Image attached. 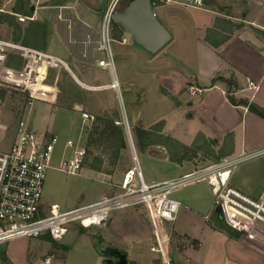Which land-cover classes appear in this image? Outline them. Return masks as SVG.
Here are the masks:
<instances>
[{"label":"crops","instance_id":"obj_1","mask_svg":"<svg viewBox=\"0 0 264 264\" xmlns=\"http://www.w3.org/2000/svg\"><path fill=\"white\" fill-rule=\"evenodd\" d=\"M257 1L262 4L264 0ZM104 2L105 0H99L95 9L101 8ZM59 6L64 7V4ZM72 6L76 8L74 13L79 23L77 31H82L84 34L80 35L81 39L78 43L72 45L73 50L69 53L80 51L82 55L88 56L87 60L90 63L98 61L102 58L100 56L97 59L100 55L97 51L99 42L96 46L89 47V45L92 42L93 33H98L100 38L101 15L97 20L94 13L96 10H92V7L90 8L89 4L84 2L78 3L76 0ZM179 8L189 9L194 14L189 20L190 23L182 18ZM33 11L30 16L22 15L27 19L24 22L27 25L23 29L18 26L23 22L17 19V23L13 21L14 25L13 23L11 25L17 28V36L13 37V40L1 41L20 45L56 59L53 63H47V58L43 57L40 61L36 58L33 62L36 70L45 62L43 65L45 75L41 83L46 78L48 68L56 69L61 66L67 70L78 86L86 87L85 82L80 80L81 78L66 61L69 59L66 58L68 52L64 50L66 43L61 41L60 45L58 40L54 42L51 40L49 43L48 39L46 46L43 44L38 48L34 47L36 44L34 36H37L36 28L39 27V24L35 22L39 19H36L38 12L34 11L33 14ZM153 11L170 33L171 39L157 53H147L152 56L148 59L147 69L150 75L160 79L161 86H165L168 93L173 96L178 91L182 94L187 85L200 91V97L197 96L195 101L192 99L188 105L193 107L196 104L194 108L201 112L199 118L202 123L205 125L210 118L214 126L212 130L205 128V133H201L205 141L204 144H200L199 149L207 151L216 161L236 157L242 151L263 147L264 118L250 112L247 106L230 104L226 90H230L229 94L235 98L246 100L264 109V36L256 33L261 37L258 38L252 32L235 30L228 19H221V15L210 10L207 5L206 9L175 5L157 6L153 8ZM15 15L18 14L12 13L9 15L12 17L3 19L1 22L7 23V19L12 20L13 17L16 18ZM256 15V13L243 14L242 12V16L248 18L249 25L254 26L255 29L260 27L258 30H261L264 26L258 23L259 16L256 17ZM126 40L124 37L120 44H124ZM168 45L173 52L171 55L165 51ZM13 51L15 55L26 61L22 52L10 49L5 52L3 66L8 54ZM121 63L125 69L126 61ZM30 65L32 66V63ZM133 66L136 67L135 62ZM96 74L101 78L108 75L107 71L101 67L97 68ZM34 77H36L35 72ZM216 77L220 79L210 83ZM227 80L233 81L230 89L226 88ZM248 80L256 85L255 89L248 87ZM122 82H125L124 77ZM29 90L39 91L40 89L34 85ZM165 129L166 123L164 132ZM194 162L174 163L172 167L174 171L159 181L177 178L199 168ZM229 184L248 197L258 198L264 190V156L241 163L231 173ZM172 198L180 202V208L172 222L159 221L157 234L145 208L138 206L112 213L107 225H102V229L98 230L100 239L124 251L127 258L136 264H264V232L256 229L250 233H243L225 221V225L230 228L229 231L217 226L213 194L205 182L202 181L195 190H190L178 197L172 196ZM43 203L42 199L41 215H47L50 206L57 205L45 206ZM59 211L67 210L59 208ZM126 214L134 220V222L131 221L132 227L128 228V231L123 230L118 221ZM73 225H67L65 233L57 241L43 234L38 238L20 237L1 244L0 264H102L103 256L95 248V243L99 242L98 232L89 231L90 227L83 228L76 222ZM158 238L164 256L152 249L159 247ZM47 258L49 261L46 263Z\"/></svg>","mask_w":264,"mask_h":264},{"label":"rangeland","instance_id":"obj_2","mask_svg":"<svg viewBox=\"0 0 264 264\" xmlns=\"http://www.w3.org/2000/svg\"><path fill=\"white\" fill-rule=\"evenodd\" d=\"M22 1L26 7L38 12L36 19L39 20L35 23L37 25L39 24V27L36 28L37 36H34L36 38L34 40L36 43H34V47L38 48L43 44L46 46L48 39L49 43L51 40L53 42L58 40L60 45L61 41L66 43L67 45L64 50L68 52L66 58H69L66 61L69 67H72L74 72L81 78L80 80L85 82L84 86H86L81 87L76 84L83 91L85 99L82 106H77L75 109V104L78 103L74 102L76 100L74 94H67L64 90L60 92L55 85L58 82L65 89L66 81L69 82L68 78L58 73V69H55L56 72L49 75L51 76L49 79L47 78L41 83L45 75V67L43 66L45 62L37 70L32 63L30 71L35 72V87L40 90L30 91L29 89L32 86L29 85V82L26 81L23 74L25 70L27 71L29 60L25 59V65L21 70L4 66L0 68V88L5 90V95L0 100V151L6 150L13 142L17 126L20 122H23L30 129H34L39 133L45 135L49 133L56 134L61 139L68 137L75 138L78 136L79 140L85 144V162L79 174L69 175L54 169L47 172L42 192L43 204L45 206L57 204L60 210L77 209L97 203L105 196L113 195L117 188L115 185L119 183L125 170L131 166L127 130L123 123L125 121L124 118L128 123L129 136L134 142L140 169L146 183H151V181L156 182L169 176L174 171V168H172L174 163L171 160L179 159L181 153L172 156L168 149L162 145H148L140 151L134 137L135 128L152 130L155 123L164 121L161 130L163 135H168L179 142L189 143L188 145L184 144L190 148L188 149L189 151L187 150V155L190 158L188 161H195L194 164L199 168L213 165L217 161H220V159L214 161L211 154L204 151V149H198L200 144L205 141L201 133H205L206 129L212 130L214 126L210 118L208 119V123L207 121L205 122V125L202 123L199 118V113L201 112L194 108L196 104L193 107L188 105L192 99L195 101L197 96L200 97V92L195 96H190L188 88L193 86L187 85L182 91V94H179V91L174 96L168 93L165 86H161L162 82L160 79L149 74L147 63L148 59L152 56L147 54L148 52L141 47L136 46L128 33L122 31L121 35L115 37L116 39L113 38L114 42L111 43L114 66L120 84L121 98L123 100V109H121L116 92L109 88H103L109 85L111 81L109 72L106 70L108 75L106 74V77L101 78L96 74V70L99 67L97 61L90 63L87 60L88 56L86 54L82 55L80 51H75L73 54L69 53L73 50L71 48L72 45L78 43L81 39L80 35L82 33L84 34L82 31H77L79 30L77 24L79 23L74 13L76 8L72 6L76 0ZM77 1L78 3L84 2L89 4L90 8L92 7V10L95 11L99 0ZM128 1L119 0L115 11L124 9ZM244 1L218 0L220 8H208L219 13L221 19H228L235 30L256 34L255 27L249 25L248 18L242 16V12L243 14L256 13V17L259 16L258 23H262L264 26V1L262 4H259L257 0ZM108 2L109 0H105L103 6L94 12L97 20L100 15L102 20V14ZM15 4L16 0H0V17L4 15H7V17L5 16L6 18L12 17L9 15L13 13L11 11ZM61 4H64V7H60L59 5ZM182 9L179 8L180 15L186 22H189L191 16L194 14L189 9ZM206 15L209 16L208 14ZM5 17L4 19H6ZM13 19H7V23L5 21L0 22V40H13V37L17 36V28L11 25L14 22L17 23V21L15 17ZM26 25L27 23L25 24L23 22L18 26L23 29ZM261 30L264 31V27ZM111 31L113 36L114 33H118L119 29H115L112 25ZM256 36L261 38L257 34ZM124 37L127 39L126 42L120 44ZM91 41V43L89 41V47L91 45H98V33L92 34ZM9 50H6V52ZM165 51L170 55L173 53L170 51L169 45L165 48ZM14 53L13 51L11 54L15 55ZM100 56L104 57V54L100 52L97 59ZM121 61H126L127 65L125 69H123ZM133 62H135L136 67L133 66ZM62 69L67 72L64 68ZM123 77L125 82H122ZM217 79L218 77L214 78V81ZM232 82V80H227L226 88L230 89L233 86ZM226 91L228 92L227 95L232 96L229 94L230 90ZM73 92L75 93V91ZM232 97L236 101L241 100L234 96ZM79 107L87 113L94 115L95 120L98 116L114 119V125L122 130L125 148L118 149L117 136L111 137V139L110 137L109 139L105 138L103 143L100 144L98 142L92 145L91 138L93 139L95 136V122L91 124L81 122L77 112V109H80ZM165 123L166 129L164 132ZM95 157L96 160H101L99 170L93 164ZM201 183L196 182L184 186L176 190L172 196L178 197L190 190H195ZM207 190L209 189L207 188ZM126 210L128 209H124L123 211ZM114 212L118 211H113L112 213ZM109 218L103 225L109 222ZM118 221L121 224L120 227L123 230L127 229V231L128 228L132 227V222H134L127 214ZM69 225L74 226L73 223ZM101 226H92L88 230L98 232L99 229H102ZM114 235L116 234L114 233ZM97 236L99 244H108L100 239L99 232Z\"/></svg>","mask_w":264,"mask_h":264},{"label":"built area","instance_id":"obj_3","mask_svg":"<svg viewBox=\"0 0 264 264\" xmlns=\"http://www.w3.org/2000/svg\"><path fill=\"white\" fill-rule=\"evenodd\" d=\"M119 0H109L104 9L100 27V38L97 51L102 52L98 66L107 70L111 76L109 88L116 92L118 101L123 106L120 84L114 66L111 43V17ZM153 7L176 5L184 8L206 9L205 0H151ZM19 22L27 20L22 15H15ZM8 49L22 52L23 58L29 60L26 81L32 87L36 77L30 71L36 58L40 61L47 58V63L56 59L52 56L37 53L26 47L14 45L0 40V68ZM31 62V63H30ZM5 67V66H4ZM29 69V72H28ZM33 80V81H31ZM249 88L256 85L248 80ZM200 91L188 88L190 96ZM79 120L91 124L95 116L78 109ZM127 141L130 150L131 166L125 170L121 180L115 185L116 191L105 196L97 203L86 207L59 211L57 205H51L47 215H41L43 184L49 170H57L69 175H76L83 169L86 148L85 144L75 138L61 139L58 135H47L30 129L20 122L16 129L15 139L9 147L0 151V245L15 238H38L47 234L52 240H59L65 233L66 226L78 223L83 228L103 225L113 211L143 206L155 234L160 220L172 222L180 208V202L172 198V194L189 184L205 182L212 194L214 208L220 207V217L233 228L250 233L256 229L264 232V190L258 198H251L234 189L229 184L231 173L241 164L264 156V146L252 151H242L236 157L223 158L213 165L197 168L177 178L146 183L138 160L134 142L129 136L128 123ZM157 237V235H156ZM159 247L152 248L163 255V248L158 238ZM49 258L45 260L47 263Z\"/></svg>","mask_w":264,"mask_h":264},{"label":"trees","instance_id":"obj_4","mask_svg":"<svg viewBox=\"0 0 264 264\" xmlns=\"http://www.w3.org/2000/svg\"><path fill=\"white\" fill-rule=\"evenodd\" d=\"M205 3L208 7L220 8V6L218 4V0H205ZM11 12L17 13V14H23L26 16H30L32 13V11H30V8L26 7V5L23 3L22 0H16V4L12 8ZM5 16L7 17V15L0 17V22L4 19ZM12 25H14V24H12ZM112 25L115 29H117V28L119 29L118 33H114L112 36V38L116 39L115 37H119L121 35L123 29L118 24L112 23ZM18 29H19V27H18ZM255 30H256V33L264 36V31L258 30V29H255ZM111 34H112V31H111ZM24 62L25 61H23V59L17 55L8 54V56L5 60L4 66L8 67V68L15 69V70H21V68L25 65ZM56 69H58V73L60 75H62L65 78H68V80H69V82L66 81L67 84L65 86V89L63 87H61L58 82H56L55 85L58 88V90L60 92L64 90V92L67 94H72V93L74 94V97L76 98V100H74V102L78 103V104H75V109L77 108V106H82L83 101L85 99L83 91L80 89V87H78L76 85V83L73 81L71 76L66 71H63L61 66L56 68ZM54 72H56L54 68H51V67L48 68L45 80L47 78L49 79L51 77L49 75L53 74ZM213 81L214 80H212L211 83H213ZM73 91H75V93ZM4 95H5V90L0 88V100H2ZM227 99L230 102V104L247 106V109L250 112L258 115L259 117L264 118V109L256 106L255 104L248 103L246 100H242V99L236 101V99H234L230 95H227ZM79 108H80V110H82L81 107H79ZM114 121L115 120L112 118H107V117H102V116H98L96 118V120L94 121L95 122V124H94L95 136L93 139L91 138V144L92 145L94 143H98V142H100V144L103 143L105 138L109 139V137H110V139H111V137L117 136L118 137L117 138L118 149L125 148V142H124L122 130L114 125ZM163 125H164V121H159L158 123H155L153 125L152 130H145V129H141V128H135L134 129V137L136 139L137 146L139 147V150L142 151L148 145L149 146L150 145H162L163 147L168 149V151L170 152V154L172 156L175 154L181 153V157H179V159L171 160L172 163L181 164L182 162L188 161L190 158L187 154L189 151L188 149H190V148L186 147L184 144H182L178 140H176V139H174L168 135L167 136L163 135L161 133ZM118 149H117V152H118ZM198 149H199V147H198ZM93 164H94V167L97 170H99L101 167V160H98V159L96 160V157H95L93 160ZM215 223L217 224V226H219L221 229H223L225 231L230 230V228L227 225H225L224 220H222L220 215H216Z\"/></svg>","mask_w":264,"mask_h":264},{"label":"water","instance_id":"obj_5","mask_svg":"<svg viewBox=\"0 0 264 264\" xmlns=\"http://www.w3.org/2000/svg\"><path fill=\"white\" fill-rule=\"evenodd\" d=\"M128 33L132 41L150 54L160 51L171 39L170 33L157 19L151 0H130L124 9L115 11L111 17ZM220 214V207L214 208ZM96 251L103 256L102 264H136L129 260L126 253L108 244L95 243Z\"/></svg>","mask_w":264,"mask_h":264}]
</instances>
